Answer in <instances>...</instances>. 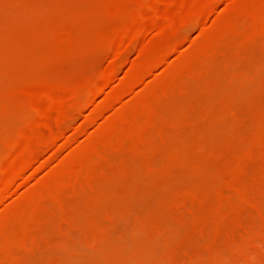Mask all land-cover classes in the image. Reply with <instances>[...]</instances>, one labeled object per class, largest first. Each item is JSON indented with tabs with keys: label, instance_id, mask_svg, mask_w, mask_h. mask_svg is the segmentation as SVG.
Returning a JSON list of instances; mask_svg holds the SVG:
<instances>
[{
	"label": "rangeland",
	"instance_id": "1",
	"mask_svg": "<svg viewBox=\"0 0 264 264\" xmlns=\"http://www.w3.org/2000/svg\"><path fill=\"white\" fill-rule=\"evenodd\" d=\"M165 1L0 0V264H264V0Z\"/></svg>",
	"mask_w": 264,
	"mask_h": 264
},
{
	"label": "bare ground",
	"instance_id": "2",
	"mask_svg": "<svg viewBox=\"0 0 264 264\" xmlns=\"http://www.w3.org/2000/svg\"><path fill=\"white\" fill-rule=\"evenodd\" d=\"M216 0H211V3L213 2V4H214V2H215ZM165 3H166V1L165 0H158V5L153 9V11H152V13L149 15V16H145V14H144V16L143 17H141V21H139V24L141 25L143 22L144 23H151L152 25H156L160 20H162V18H167V13H166V11H167V5L165 6ZM210 3V2H209ZM208 3V4H209ZM211 3H210V5H208V7L206 6L205 8H207L204 12H202V14H200V16H202V17H204L205 15H207L206 13H208V8H209V6L210 7H212V5H211ZM182 5V4H181ZM180 5V7H182ZM166 7V8H165ZM166 9V10H165ZM210 12V11H209ZM205 14V15H204ZM204 15V16H203ZM142 16V15H141ZM207 16H209V14L207 15ZM207 17H205V19H206ZM138 19V18H137ZM198 19V18H197ZM196 19V20H197ZM200 19V18H199ZM208 19V18H207ZM258 20H260V19H258ZM198 21V20H197ZM201 21H202V18H201ZM204 21V20H203ZM202 21V22H203ZM188 22V21H187ZM186 22V23H187ZM190 22H191V24H193L192 22V20H190ZM190 22H189V24H187V25H190ZM201 22V24H203ZM137 23H138V21H137ZM185 23V22H184ZM194 23H196V21L194 22ZM200 23V22H199ZM259 23V22H258ZM187 25H185L184 24V26L185 27H187ZM206 25V24H205ZM208 25H210V23L208 24ZM222 25H223V23H222ZM193 26V25H192ZM139 27V26H138ZM141 28H142V26H140V28L139 29H135V30H133V31H130V33H129V35L127 36V38H129V40L131 39V40H133L134 38H136L137 36H138V34H139V32H140V30H141ZM258 33V32H257ZM125 42H126V40H125ZM124 42V43H125ZM127 43H128V41H127ZM124 45V44H123ZM122 45V46H123ZM125 47V46H124ZM123 48V47H122ZM122 48L120 47V49L121 50H119L118 49V51L116 50V56H119V54L120 53H122L121 51H122ZM126 48H127V44H126ZM126 48H123V50L124 49H126ZM122 55V54H121ZM119 58V57H118ZM118 60V59H117ZM116 60V62H115V69H114V71L109 75L110 76V78L112 79L113 78V75L115 74V72H116V70H117V68L119 67V65L120 64H118L119 62L118 61H120V60H118L117 61ZM108 76V77H109ZM116 78V77H115ZM114 78V79H115ZM107 79H109V78H107ZM108 83V82H107ZM103 84V83H102ZM101 84V85H102ZM106 84V83H105ZM102 88V86H100L99 84H97V90H102L101 88ZM47 93L48 92H46L45 90H44V93H43V91H42V93L40 94L43 98H45L46 96H47ZM39 95V96H40ZM48 95H50V94H48ZM63 95V94H62ZM66 96V95H65ZM43 98H41V99H43ZM47 98V97H46ZM62 98H63V100H65V99H67V98H65V97H63L62 96ZM65 98V99H64ZM116 98H117V96H116ZM115 98V99H116ZM38 99H39V97H38ZM58 100V99H57ZM60 100V99H59ZM112 100V99H111ZM113 101V100H112ZM58 104L60 105V102L59 103H56V105L58 106ZM55 108H58L57 110H59V106L58 107H55ZM62 110V109H61ZM60 110V111H61ZM62 112H64V113H62V114H64L65 116H67V112L66 111H62ZM46 116L45 114H43L42 113V116ZM42 122V121H41ZM40 123V122H39ZM43 123V122H42ZM42 123H41V125H42ZM43 126V125H42ZM45 126L46 125H44V128H45ZM40 126L38 125V128H39ZM48 127V126H47ZM38 128L37 127H33V130L35 129V131H36V129L38 130ZM43 128V127H42ZM40 130H41V128H40ZM61 132V131H60ZM57 133V132H56ZM39 134V133H38ZM59 134V133H58ZM58 134H55V135H53V136H55V138L53 137V136H51V137H47L48 139H46V141L47 142H45V143H43L44 142V138H41L42 140L41 141H39V139L40 138H38V141H37V139H35L36 141H35V143H33V141H34V138L35 137H31V136H26V135H24V137L26 136V137H28V138H24V139H22V141L21 142H23L22 143V145L24 144V146H28V151H27V147H26V151H25V153L23 154H20V155H15V156H13L12 157V159H13V162L11 163L13 166H12V169H11V167L8 169V170H6L5 172H4V175L2 174V177H1V175H0V199H2V197L3 198H5L4 196L6 195L5 193L6 192H8L10 189V187L13 185V183L16 181V180H18L17 178L19 177V176H21L20 174H23L24 173V170L26 169V168H28V166H31V164H32V161L34 162L35 160H34V157L35 158H37L36 157V155L37 154H39L38 152H40V149L42 150V148H44V147H46V144H47V146H51V144L49 145L48 144V141H49V143H50V141L52 140V141H54L55 139H57V135ZM60 135V134H59ZM43 136V135H42ZM41 136V137H42ZM33 138V140H30L29 138ZM40 137V136H39ZM44 139V140H43ZM51 139V140H50ZM58 140V139H57ZM57 140H56V142H57ZM51 141V142H52ZM39 142V143H38ZM54 143L55 142H53V145H54ZM41 144L43 145L42 146V148H41ZM45 144V145H44ZM40 145V148H38V146ZM37 146V147H36ZM36 148L37 149H39L38 151L36 150ZM37 151V152H36ZM76 152V151H75ZM35 153H37V154H35ZM17 154H19V153H17ZM72 154H74L72 157L73 158H75V153H74V151H73V153ZM13 155V154H12ZM79 156V155H78ZM71 157V156H70ZM77 158V157H76ZM78 159V158H77ZM74 161H76L75 159H73ZM12 161V160H11ZM71 163V162H70ZM72 163L75 165V163L72 161ZM71 163V164H72ZM76 163H77V161H76ZM74 165H72V166H74ZM9 189V190H8ZM11 189H12V187H11ZM3 195V196H2ZM2 196V197H1ZM4 200V199H3ZM3 200H1V201H3ZM5 213V212H4ZM5 214H8V212L7 213H5ZM9 214H10V212H9ZM2 218H3V216H2ZM5 219H6V217H5Z\"/></svg>",
	"mask_w": 264,
	"mask_h": 264
}]
</instances>
